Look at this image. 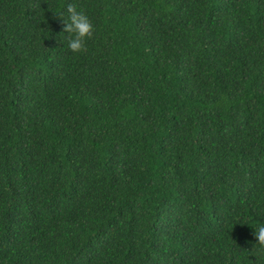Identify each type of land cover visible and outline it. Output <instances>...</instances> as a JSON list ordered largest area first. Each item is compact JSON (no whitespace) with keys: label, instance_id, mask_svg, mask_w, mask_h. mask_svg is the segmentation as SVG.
<instances>
[{"label":"trees","instance_id":"obj_1","mask_svg":"<svg viewBox=\"0 0 264 264\" xmlns=\"http://www.w3.org/2000/svg\"><path fill=\"white\" fill-rule=\"evenodd\" d=\"M256 222L264 0H0V264H264Z\"/></svg>","mask_w":264,"mask_h":264},{"label":"clouds","instance_id":"obj_2","mask_svg":"<svg viewBox=\"0 0 264 264\" xmlns=\"http://www.w3.org/2000/svg\"><path fill=\"white\" fill-rule=\"evenodd\" d=\"M64 18V30L67 34V47L73 53H79L86 49L85 38L91 37L94 32V24L90 16L82 9H78L73 2L67 3V16L57 12ZM254 226V235L256 243L264 249V223L256 222ZM254 244V246H255Z\"/></svg>","mask_w":264,"mask_h":264}]
</instances>
